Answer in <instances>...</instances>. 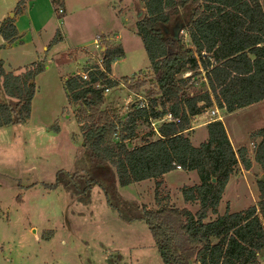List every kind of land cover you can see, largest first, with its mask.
I'll use <instances>...</instances> for the list:
<instances>
[{"label":"trees","instance_id":"trees-1","mask_svg":"<svg viewBox=\"0 0 264 264\" xmlns=\"http://www.w3.org/2000/svg\"><path fill=\"white\" fill-rule=\"evenodd\" d=\"M146 13L136 23L146 49L159 99H150L123 120L106 109L107 89L129 84L131 78L112 74L114 61L125 56L122 45H108L101 61L88 68L87 79L75 73L65 81L69 103L81 104L76 120L83 132L84 156L73 170L60 169L54 189L62 186L83 204L99 185L108 205L128 222L144 220L164 264H261L264 253V175L257 179L259 200L245 209L219 214V206L232 174L241 163L252 167L247 146L234 148L221 119L207 124V138L194 145L187 134L192 118L217 106L226 112L264 101V0H140ZM24 0H19L21 8ZM181 24L184 36L175 33ZM178 27V26H177ZM0 35L9 43L19 37L14 17L0 24ZM101 41L105 36H100ZM62 40L57 30L51 46ZM45 60L33 62L22 73L6 71L0 58V77L7 100H0V127L27 122L31 117L36 77ZM204 71L208 89L190 95L191 75ZM137 79L129 86L140 89ZM172 118L159 125L160 136L130 148L140 119ZM122 126V128H121ZM255 161L264 172V127L253 131ZM181 166L196 171L200 182L185 185L187 202L198 203L193 212L175 206L161 189L166 173ZM156 179L155 204L126 199L120 186ZM209 213L217 214L209 219Z\"/></svg>","mask_w":264,"mask_h":264},{"label":"rangeland","instance_id":"rangeland-1","mask_svg":"<svg viewBox=\"0 0 264 264\" xmlns=\"http://www.w3.org/2000/svg\"><path fill=\"white\" fill-rule=\"evenodd\" d=\"M18 2L0 0V20L15 13L20 28V40L11 46L4 47L5 39L0 35L4 68L18 74L42 59L46 67L36 77L30 119L0 127V264H164L147 223L123 220L108 205L99 185L93 187L88 204L79 202L62 186L51 189L45 185L55 182L58 170H73L84 156L83 132L76 120L83 107L69 103L65 81L101 61L104 48L117 43L111 38L113 34L105 36L101 47L92 52L100 34L121 31L126 54L113 66L116 78L129 76L130 83L137 79L145 82L139 90L132 89L130 83L111 87L105 108L114 109L126 120L150 99H159L146 49L137 34L136 23L146 13L144 4L140 0H24L17 8ZM177 26L178 34L189 41L181 24L174 28ZM57 30L65 39L51 46ZM191 74L187 71L180 76ZM207 89L204 71H195L187 92L193 95ZM7 99L0 77V100ZM213 110L216 107L192 118L196 128L187 134L194 145L208 134L204 122L219 116L218 110ZM226 123L235 142L241 141L250 129L264 127V103L227 118ZM159 125L140 119L136 135L126 143L132 148L158 138L154 129ZM239 171L237 167L239 179L225 189L219 206L223 213L230 201V211L237 212L259 200L258 169H251L246 178ZM199 182L196 172L177 168L163 177L161 189L170 195L173 205L188 203L196 210L198 203L185 201L182 188ZM237 185L242 186L239 193ZM155 188L156 179H147L119 190L128 200L156 208ZM261 260L264 264V253Z\"/></svg>","mask_w":264,"mask_h":264},{"label":"crops","instance_id":"crops-1","mask_svg":"<svg viewBox=\"0 0 264 264\" xmlns=\"http://www.w3.org/2000/svg\"><path fill=\"white\" fill-rule=\"evenodd\" d=\"M122 14V13H121ZM9 17V16H8ZM11 17V16H10ZM5 18H7V17H3V19L2 20H0V24L2 23V21L5 19ZM15 18V24H16V26L18 27V25H17V18H16V16L14 17ZM19 28V27H18ZM19 30H20V28H19ZM113 34V36H111ZM114 34H115V37H116V39H114ZM61 35H62V41H64V39H65V34H63V32L61 33ZM111 36V38L115 41V40H117L116 42L117 43H115V44H119V45H122V47L124 48V51H125V54H126V48H125V45H124V43H123V41H122V35H121V31L119 30V29H114V30H109V32L108 33H103V34H100L99 36ZM107 38V40L109 39L110 40V37H106ZM141 38V37H140ZM18 40H20V39H17V41H15V42H13V43H9V44H7L8 43V41H6L5 40V42L2 44L4 47H7V46H11V44H15L16 42H18ZM143 42V41H142ZM3 47V48H4ZM45 48H46V46H45ZM93 51H97V48H95V49H93L92 50V52ZM118 60H116V61H114V63H113V66H114V64L117 62ZM113 66H112V74H113V76H115L116 77V75L114 74V72H113ZM6 70V69H5ZM7 71V70H6ZM81 71V70H80ZM80 71H78V72H80ZM78 72H76V73H78ZM262 103H264V101H261V102H258V103H255V104H252V105H249V106H246V107H243V108H240V109H237V110H235V111H233V112H226V111H223V110H221V109H219L217 106H213V107H216V109L218 110V114H219V116L218 117H216L217 119H221L223 122H224V124H225V126H226V129H227V132H228V135H229V137H230V139H231V142H232V144H233V146H234V148L237 150L238 148H240L241 146H247L248 147V149H249V154H250V157H251V159H252V167L250 168V169H245L244 167H243V165L240 163L239 165H238V168L240 169V171H239V174H241V175H244V176H242L243 178H246L247 177V173L249 174V171L251 170V169H253V168H257L258 169V175H257V178H256V181H257V179H259V178H262L263 177V175H264V172H263V170L261 169V167H260V165L255 161V154H254V144H253V142L251 141V138H250V135H251V133L253 132V131H255V130H257V129H254V130H252V129H250L247 133H245L243 136L245 137H243V138H241V141H240V139L237 137V139H239L238 141H237V143L235 142V139L232 137V135H231V133H230V131H229V129H228V127H227V123H226V119L227 118H230V117H232V116H234V115H237V114H239V113H241V112H243V111H248L249 109H251L252 107H254V106H256V105H260V104H262ZM210 108V107H209ZM208 111V108H206L201 114H198V115H204V112L205 111ZM198 115H196V116H198ZM213 119H215V118H211V119H208V120H206L205 122H204V124H203V127H205V128H207V124L211 121V120H213ZM196 128V126H192L191 127V129L190 130H193V129H195ZM188 132V131H187ZM208 135V134H207ZM207 137V136H206ZM205 135H204V137H203V139L201 140V142L202 141H204L205 140ZM241 137V136H240ZM200 142V143H201ZM199 145V144H198ZM174 171V170H173ZM173 171H170V172H168V173H166L164 176L165 177H168L169 175H171L172 173H173ZM189 172H191V173H194V172H196V171H189ZM197 173V172H196ZM244 173V174H243ZM239 179V176H237L235 173L234 174H232L231 175V177H230V179H229V182H228V184H227V186H229V185H231V184H233L234 185V183H235V181L236 180H238ZM195 184H198V183H195ZM227 186H226V188H227ZM242 186H239V185H237L236 187H235V189L238 191L240 188H241ZM246 188H247V186H246ZM247 189H249V188H247ZM225 192V191H224ZM239 192H241V191H238L237 193H239ZM247 193V192H246ZM246 193H244L243 192V196H246ZM245 194V195H244ZM192 203V202H191ZM184 205H186V207H189L193 212H196L197 211V209L199 208V205H198V208L196 209V210H193L191 207H190V205L188 204V203H185ZM183 205V206H184ZM230 206H231V201H230ZM223 212H221V209L219 208V214H222ZM210 216H214V218H215V214H213V213H209V219H210ZM212 219V218H211ZM261 258H262V254H261ZM261 264H263V262H262V260H261Z\"/></svg>","mask_w":264,"mask_h":264},{"label":"built area","instance_id":"built-area-1","mask_svg":"<svg viewBox=\"0 0 264 264\" xmlns=\"http://www.w3.org/2000/svg\"><path fill=\"white\" fill-rule=\"evenodd\" d=\"M59 12L60 13H63L64 12V9L63 8H60L59 9ZM101 38H100V36H98V38H97V40H95V45H96V48H100L101 47ZM78 73H80L82 76H83V78H85V79H87V72L83 69V71H80V72H78ZM105 93L106 94H109L110 93V88L109 89H107L106 91H105ZM217 112V110H213V113H216ZM172 118V114H166L163 118H159V119H156V118H150V120L152 121V124L153 125H155L156 123H159L160 122V124L163 122V121H166V120H169V119H171ZM159 135H160V132H159V126L158 127H155V129H154ZM177 168L178 169H182V167L181 166H177Z\"/></svg>","mask_w":264,"mask_h":264},{"label":"water","instance_id":"water-1","mask_svg":"<svg viewBox=\"0 0 264 264\" xmlns=\"http://www.w3.org/2000/svg\"><path fill=\"white\" fill-rule=\"evenodd\" d=\"M15 13L11 14V17H14ZM175 33L178 35V27H175Z\"/></svg>","mask_w":264,"mask_h":264}]
</instances>
